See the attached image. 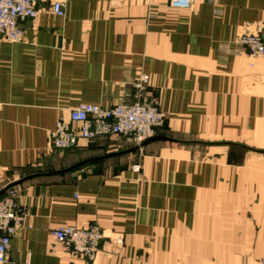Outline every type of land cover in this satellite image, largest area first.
<instances>
[{"label":"crops","instance_id":"0c3cea01","mask_svg":"<svg viewBox=\"0 0 264 264\" xmlns=\"http://www.w3.org/2000/svg\"><path fill=\"white\" fill-rule=\"evenodd\" d=\"M54 1L40 0L23 41L0 37V184L27 210L3 264H259L264 57L221 44L264 25V0H64L63 17ZM141 73L166 115L159 139L48 148L81 103L134 100ZM90 224L106 233L94 263L52 235Z\"/></svg>","mask_w":264,"mask_h":264},{"label":"built area","instance_id":"2783aa9c","mask_svg":"<svg viewBox=\"0 0 264 264\" xmlns=\"http://www.w3.org/2000/svg\"><path fill=\"white\" fill-rule=\"evenodd\" d=\"M216 3V0H206ZM40 0H0V37L17 43L24 40V23L34 20L38 14ZM176 9L191 8L194 0H169ZM53 12L63 17L65 1L56 0ZM224 53H248L253 57H264V25L257 32H246L235 41L221 44ZM150 76L141 73L131 84L135 99L122 97L116 105L105 108L97 104L81 103L69 112L68 118L60 117L49 133L50 150H67L77 147L82 140H95L109 135H118L135 146H142L153 138L159 127L163 126L166 115L156 103L142 96L149 86ZM27 210L20 204L19 191L8 187L3 191L0 184V264L8 261L12 238L23 225ZM53 237L62 243L72 254L94 263L101 251L106 233L97 224L86 227L63 225L53 230ZM116 243H124L122 237ZM259 264H264L262 259Z\"/></svg>","mask_w":264,"mask_h":264},{"label":"water","instance_id":"95a60500","mask_svg":"<svg viewBox=\"0 0 264 264\" xmlns=\"http://www.w3.org/2000/svg\"><path fill=\"white\" fill-rule=\"evenodd\" d=\"M157 139H159V137H153V138L149 139L148 141L157 140ZM148 141H146V142H148ZM146 142H145V143H146ZM145 143H144V144H145ZM144 144H143V145H144Z\"/></svg>","mask_w":264,"mask_h":264},{"label":"rangeland","instance_id":"374dc122","mask_svg":"<svg viewBox=\"0 0 264 264\" xmlns=\"http://www.w3.org/2000/svg\"><path fill=\"white\" fill-rule=\"evenodd\" d=\"M48 139H49V137H48Z\"/></svg>","mask_w":264,"mask_h":264}]
</instances>
